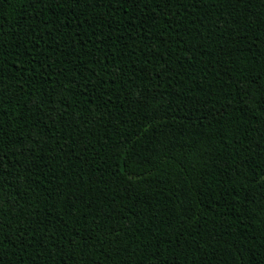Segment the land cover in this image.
<instances>
[{
    "label": "trees",
    "instance_id": "16d2710c",
    "mask_svg": "<svg viewBox=\"0 0 264 264\" xmlns=\"http://www.w3.org/2000/svg\"><path fill=\"white\" fill-rule=\"evenodd\" d=\"M0 264H264V0H0Z\"/></svg>",
    "mask_w": 264,
    "mask_h": 264
}]
</instances>
